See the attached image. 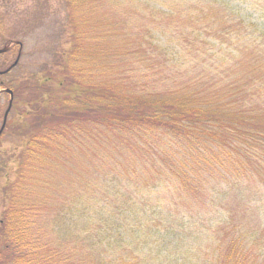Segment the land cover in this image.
Masks as SVG:
<instances>
[{
  "label": "trees",
  "instance_id": "trees-1",
  "mask_svg": "<svg viewBox=\"0 0 264 264\" xmlns=\"http://www.w3.org/2000/svg\"><path fill=\"white\" fill-rule=\"evenodd\" d=\"M63 4L0 264H264V0Z\"/></svg>",
  "mask_w": 264,
  "mask_h": 264
},
{
  "label": "rangeland",
  "instance_id": "rangeland-1",
  "mask_svg": "<svg viewBox=\"0 0 264 264\" xmlns=\"http://www.w3.org/2000/svg\"><path fill=\"white\" fill-rule=\"evenodd\" d=\"M63 5V0H0V48L8 47L4 53L0 54V68L2 67L0 70L6 69L14 62L19 50L17 42L22 43L18 64L0 76V126L9 102V94L1 90L15 88L19 93L25 94L26 89L21 87L27 78H32L36 74L45 75V65L52 59L49 46L57 39L56 22L66 11ZM29 108L31 106L22 102L16 103L8 115V123L16 121L17 115ZM8 126L0 137V219L8 203L4 195L5 179L10 172L11 177L13 176L12 171L21 150V147L17 145L16 137L13 136V126ZM48 174L49 172L45 173L47 177H49ZM261 196L264 197L263 193ZM262 197L261 200L258 197L257 204L264 203ZM253 221V218L250 219L249 224L251 225ZM195 252L192 251L190 256ZM191 260L194 261L193 258Z\"/></svg>",
  "mask_w": 264,
  "mask_h": 264
},
{
  "label": "water",
  "instance_id": "water-1",
  "mask_svg": "<svg viewBox=\"0 0 264 264\" xmlns=\"http://www.w3.org/2000/svg\"><path fill=\"white\" fill-rule=\"evenodd\" d=\"M18 44H19L20 47H21V43L19 42ZM7 48H8L7 46L4 47V48H0V53L3 52V51H5ZM18 59H19V55H18V57L15 59V61H14V62H13V63H12L7 69H5V70H0V74H3V73H5V72H7L8 70H10V68L13 67V66L18 62ZM3 91L9 93L10 97H9L8 107H7V109H6L5 113H4L3 123H2L1 128H0V134H1L2 130H3V128H4L5 121H6V117H7L8 111H9V109H10V107H11V104H12V98H13V94H12V91H11L10 89L6 88V89H3Z\"/></svg>",
  "mask_w": 264,
  "mask_h": 264
}]
</instances>
